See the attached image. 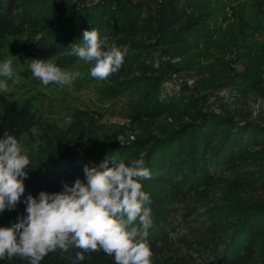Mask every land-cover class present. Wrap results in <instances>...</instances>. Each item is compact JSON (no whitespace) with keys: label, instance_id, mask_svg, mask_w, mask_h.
Returning a JSON list of instances; mask_svg holds the SVG:
<instances>
[{"label":"trees","instance_id":"obj_1","mask_svg":"<svg viewBox=\"0 0 264 264\" xmlns=\"http://www.w3.org/2000/svg\"><path fill=\"white\" fill-rule=\"evenodd\" d=\"M148 1L154 15L144 19V0H0V45L24 36L21 55L26 60L47 57L61 69L72 66L79 60L69 46L82 43L83 31L92 28L109 43L127 47L122 67L110 75L119 79L101 91L110 98L139 91L131 118L143 128L128 144L113 140L86 149L61 148L45 136L33 140L29 103L12 102L0 93V139L5 132L16 136L31 160L21 202L0 213V227L26 215L23 201L29 193L59 192L64 182L86 181V164L98 166L109 156L130 162L143 155L151 172L143 185L152 200V264H264V199L244 198L264 189V170L241 169L247 161L264 160V124L225 106L221 113L205 109L220 88H228L236 103L250 95L264 100V0ZM157 59L159 68L153 67ZM171 73L193 77L194 85L182 82L165 93ZM160 116H170L173 126L149 129ZM223 168L232 172L229 181H221L223 203L203 207L212 237L195 242L173 238L171 205L194 199ZM86 257L81 264H114L102 251ZM0 264L27 261L16 257ZM41 264L70 261L50 253Z\"/></svg>","mask_w":264,"mask_h":264},{"label":"clouds","instance_id":"obj_2","mask_svg":"<svg viewBox=\"0 0 264 264\" xmlns=\"http://www.w3.org/2000/svg\"><path fill=\"white\" fill-rule=\"evenodd\" d=\"M82 35V43L69 47L79 61L91 65L89 75L94 80H107L120 70L126 49L101 38L93 28ZM17 59L10 55L0 62V93L7 94L19 84ZM26 65L32 78L44 86L71 87L81 76L80 71L61 69L52 58L30 59ZM159 66L157 59L153 67ZM30 165L18 138L5 132L0 139V213L14 210L21 202ZM84 173L86 181L64 182L62 191L27 195L26 215L0 227V260L18 257L27 264H41L50 253H58L70 264H81L86 254L102 251L113 257L114 264H152V200L143 185L151 172L143 155L130 162L109 156L98 166L86 164ZM72 249L78 250L74 256L69 255Z\"/></svg>","mask_w":264,"mask_h":264},{"label":"rangeland","instance_id":"obj_3","mask_svg":"<svg viewBox=\"0 0 264 264\" xmlns=\"http://www.w3.org/2000/svg\"><path fill=\"white\" fill-rule=\"evenodd\" d=\"M144 4L142 18L148 19L154 15L155 7L148 0H144ZM24 42V36L10 37L2 41L0 62L10 55L19 59L15 61L14 66L20 75V82L11 86V91L7 95L12 102L29 103L31 106L33 122L30 137L33 140L45 136L61 148L76 146L86 149L113 140L128 144L139 137L143 128L131 118L139 91H126L110 98L108 93L101 90L109 89L112 83L119 78L110 76L104 81L94 80L89 75L91 65L82 61L63 68L81 72L80 78L73 86L60 87L53 84L44 86L39 80L32 78L31 72L27 70L26 63L29 60L21 55ZM121 48L127 50V47ZM34 59L47 60L49 58L36 57ZM167 59L162 57V60ZM170 79L163 84L165 93H169L175 87L178 88L179 83L182 82H186L191 87L194 85V78L187 74L171 73ZM235 98L228 88H220L213 93L209 100V108L205 109L221 113L225 106L231 111H243L249 115L250 120L264 124V100L262 98L254 95L239 97L237 103ZM164 125L173 126L170 116H160L148 124V127L157 132ZM33 128L36 129L35 132ZM241 169L264 170V160L261 163L247 161L241 165ZM215 178L218 179L206 190H201L194 199H177L171 205L174 209L172 222L175 228L172 236L176 240L195 242L209 240L212 237V233L207 229L208 224L202 216L203 207L223 203L226 187L221 181H229L232 178V172L227 168L220 169L216 172ZM244 198H250L253 202L263 200L264 189L248 192L244 194ZM204 264H211V262L205 261Z\"/></svg>","mask_w":264,"mask_h":264}]
</instances>
